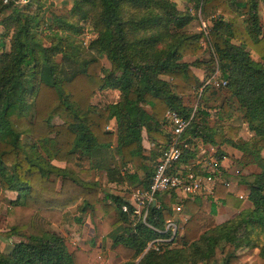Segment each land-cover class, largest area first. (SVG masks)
Wrapping results in <instances>:
<instances>
[{
	"label": "trees",
	"instance_id": "16d2710c",
	"mask_svg": "<svg viewBox=\"0 0 264 264\" xmlns=\"http://www.w3.org/2000/svg\"><path fill=\"white\" fill-rule=\"evenodd\" d=\"M182 1L190 8L180 10L172 0H72L66 15L46 19L41 0H0V191L16 195L8 204L9 227L0 232L11 245L8 252L0 247V264H95L94 251L69 252L64 238L48 229L71 210L78 223L86 215L101 221V237L120 264H236L231 247L259 249L264 257V0ZM197 12L207 35L187 30ZM86 24L96 35L88 47L79 39ZM207 52L209 59L200 58ZM216 70L226 85L204 87ZM107 92L116 98L93 103ZM193 97L199 98L195 108L184 102ZM218 101L214 109L211 102ZM233 108L252 135L245 142H236L240 126L225 125ZM168 111L185 119L193 114L182 164L192 162L199 146L214 148L229 182L219 154L229 145L242 167L258 172L234 181L247 191L249 208L242 210L245 199L216 183L181 200L189 216L175 246L144 254L159 235L132 220L131 207L122 212L129 191L100 197L93 172L103 173L108 185L145 190L153 169L143 167L139 178L132 164L155 166L169 137ZM111 150L117 165L107 161ZM171 204L151 208L146 222L163 230L173 218ZM218 206L238 215L217 225ZM15 237L20 240L11 243Z\"/></svg>",
	"mask_w": 264,
	"mask_h": 264
},
{
	"label": "rangeland",
	"instance_id": "374dc122",
	"mask_svg": "<svg viewBox=\"0 0 264 264\" xmlns=\"http://www.w3.org/2000/svg\"><path fill=\"white\" fill-rule=\"evenodd\" d=\"M43 5V14L45 15L46 19L50 18V15L54 14L57 16L66 15L68 9L71 6L72 0H41ZM174 1L178 9L183 10L185 7L190 8L189 5H187L182 0H172ZM260 17H261V23L264 25V6L260 4ZM3 17V14L0 15V18ZM198 19L194 20L187 28L189 33H198L202 32V23L207 26V22L205 19L202 18L201 14L197 12ZM2 31V28L0 27V32ZM208 32V29H206V33ZM96 37L95 33L92 31V29L86 24L84 26L83 34L80 36V41L82 42L84 47H88L89 43ZM251 56L254 60L259 61L258 55L255 53V51L250 50ZM211 56L210 52H207L200 56L202 59H209ZM191 60V59H190ZM103 66L105 68H108L109 65L107 61L103 58L102 59ZM117 94L114 92H107L100 94L98 97L93 99L94 104H106L108 102H111L113 98H116ZM200 98V97H199ZM199 98L193 97L190 100H185V104L195 108L199 106ZM218 103H212L214 109ZM216 111V110H215ZM212 119L210 120V125H213L215 123V112L214 110L211 111ZM238 113L234 110L231 111V117L228 118L225 125L227 127H239L241 128L240 132L238 133V136L236 138V142L241 143L249 140L248 134L243 128L242 124L238 120ZM111 128V127H110ZM109 128V129H110ZM200 147V146H199ZM199 147L197 150V155L200 153ZM220 153L223 156L225 155V163L224 166L226 167L227 174L233 178V182L236 179H239L241 177H245L247 175L253 174L258 172L257 168L255 166H249V167H242L238 163V158L240 157V154L237 152L234 154L235 149L230 147L229 145H223L219 148ZM264 151V150H263ZM263 151L261 153L263 156ZM107 161L111 164H118V157L115 154L114 150L108 151L106 153ZM217 156V155H216ZM145 157H149V151L145 153ZM148 162H142L139 159L134 160L132 164V170L131 172H136L137 176L139 178H143L144 176V170L143 167L150 166L151 169H153L154 165H151ZM147 164V165H146ZM57 166H62L61 164H56ZM227 165V166H226ZM238 173V174H236ZM94 178L98 179L101 185V194L100 197H104V194H111V195H117L119 197H122L126 194L127 191L132 192V189L128 186V190H125V186H119V185H108L105 183V178L103 176V173L94 171L93 172ZM237 181V180H236ZM230 189V188H229ZM15 194H5L0 191V232L6 231L9 227L8 223V216H7V209L8 204L10 200L15 199ZM179 202H181L179 200ZM250 206L249 203H245L244 207L242 206V210L248 208ZM220 207V206H218ZM222 209V208H221ZM216 211V210H215ZM77 213L75 210L68 211L65 219L63 220L62 224L60 225H51L48 229L61 237L64 238L66 242V246L69 250V252H73L75 250H83V249H94V252L96 251L97 254V260L95 264H120L122 262V259L114 254L110 249V241L108 239H102L101 237V221L99 222L97 219L92 220V218L89 215H86L82 217L81 222L78 223L75 220ZM222 215V216H221ZM238 215V212L231 210L227 214H224L221 212L220 217L218 218V209L216 214V224H222L227 222L228 220L234 219ZM184 218H188L189 214H187L186 210L183 209L182 214L180 215ZM89 218V219H88ZM115 216H112L111 219H109L108 223L114 222L113 219ZM205 231V230H204ZM203 231V232H204ZM101 238V239H100ZM20 240L19 237L13 238L11 243H16ZM89 241H92L93 244L88 243ZM0 247L1 251L8 252L11 248L10 241L6 238H0ZM230 251L234 253L236 256V264H264V257L260 256V250L259 249H246L241 248L236 251L233 250L231 247Z\"/></svg>",
	"mask_w": 264,
	"mask_h": 264
},
{
	"label": "built area",
	"instance_id": "2783aa9c",
	"mask_svg": "<svg viewBox=\"0 0 264 264\" xmlns=\"http://www.w3.org/2000/svg\"><path fill=\"white\" fill-rule=\"evenodd\" d=\"M29 1L3 0V4L25 5ZM202 28V31L207 35L204 23H202ZM218 78L219 71L216 70L205 82L204 87L219 88L225 86L226 83ZM203 88L200 90L199 97ZM165 118L168 122L169 137L161 151L159 160L153 168L149 185L145 190L132 191L129 206H122L123 213H129V207H131L130 218L132 220L134 218L140 219L147 228L159 235L157 239L147 244L144 254L149 251L160 252L167 247L176 245L177 232L187 221V218L180 216L183 207L179 200L193 198L202 192H210L216 183H223L227 188H230V184L225 182L221 175L223 166H220L215 157L216 149L200 146V153L191 163L186 165L181 163L182 148H187L183 144V136L191 124L193 114L185 119L176 112L168 111ZM164 196L168 197V201H163ZM237 197L239 199L246 198L243 195ZM172 198L175 199L173 205L171 204ZM163 204H171L173 218L166 221L163 230H160L149 225L146 218L151 208L159 209Z\"/></svg>",
	"mask_w": 264,
	"mask_h": 264
},
{
	"label": "crops",
	"instance_id": "0c3cea01",
	"mask_svg": "<svg viewBox=\"0 0 264 264\" xmlns=\"http://www.w3.org/2000/svg\"><path fill=\"white\" fill-rule=\"evenodd\" d=\"M196 75L198 76V78L199 79H203V75H202V73H200V72H197L196 73ZM243 128L245 129V131L247 132L246 134H248V136H249V138L252 136L248 131H247V129H246V127L245 126H243ZM110 129H112V127L110 128ZM234 154H236V151L234 152ZM263 156H264V151H263ZM224 163H225V161L222 163L223 165H224ZM227 166V165H226ZM225 168V170H227L226 169V167H224ZM232 178V177H231ZM225 182H227V181H225ZM229 184H230V189H229V191L235 196V197H237V196H239V195H243V196H245L246 198H247V191L244 189V188H242L240 185H237V184H235V182H233L232 181V179H230V181L228 182ZM128 184H124V186H125V190H128V186H127ZM246 198H245V201H244V203H243V207H244V204L247 202L246 201ZM163 201H168V197L167 196H164L163 198ZM248 203V202H247ZM250 207V206H249ZM248 207V208H249ZM222 208V209H221ZM247 209V208H246ZM232 209H230V208H227V207H218V218L220 217V214H221V212L222 213H224V214H227L229 211H231ZM222 216V215H221ZM89 219V218H88ZM216 219H217V217H216ZM101 239V238H100ZM88 243H91V244H93V242L92 241H89ZM83 250H91V251H94V249L92 248V249H83ZM95 253H96V251H95Z\"/></svg>",
	"mask_w": 264,
	"mask_h": 264
}]
</instances>
